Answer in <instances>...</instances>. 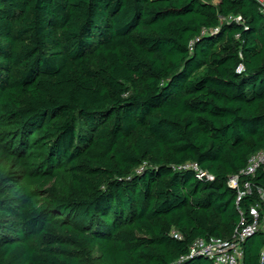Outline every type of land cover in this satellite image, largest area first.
Listing matches in <instances>:
<instances>
[{"label": "trees", "instance_id": "1", "mask_svg": "<svg viewBox=\"0 0 264 264\" xmlns=\"http://www.w3.org/2000/svg\"><path fill=\"white\" fill-rule=\"evenodd\" d=\"M261 149L258 1L0 0V264H214L191 246L264 210V166L228 183Z\"/></svg>", "mask_w": 264, "mask_h": 264}, {"label": "built area", "instance_id": "2", "mask_svg": "<svg viewBox=\"0 0 264 264\" xmlns=\"http://www.w3.org/2000/svg\"><path fill=\"white\" fill-rule=\"evenodd\" d=\"M260 4V10L264 15V0H256ZM236 20H241V16H236ZM244 65L240 64L237 71H242ZM264 166V150H258L253 154L248 164L240 171V173L233 174L229 178V185L237 188L238 197L237 203L240 199L251 192L252 180L251 177L257 170ZM198 175H203L213 178V175L206 171L199 170ZM244 176V178H243ZM259 192L262 200H264V188L259 187ZM252 219L246 223V217L243 216L242 222L244 225L238 229L234 237L230 240L221 237H210L208 239L199 238L191 246V253H202L213 260L214 264H242L243 258V241L258 230H264V210L262 205L257 203L250 208ZM175 236L180 237L179 233L174 232ZM261 252V260L264 261V248Z\"/></svg>", "mask_w": 264, "mask_h": 264}]
</instances>
